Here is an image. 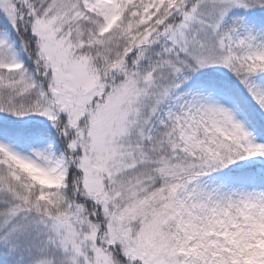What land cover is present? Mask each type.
I'll use <instances>...</instances> for the list:
<instances>
[{
    "label": "snow or ice",
    "instance_id": "1",
    "mask_svg": "<svg viewBox=\"0 0 264 264\" xmlns=\"http://www.w3.org/2000/svg\"><path fill=\"white\" fill-rule=\"evenodd\" d=\"M0 264H264V0H0Z\"/></svg>",
    "mask_w": 264,
    "mask_h": 264
}]
</instances>
